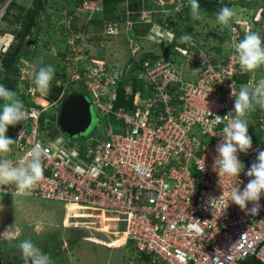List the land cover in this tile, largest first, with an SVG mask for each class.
Returning <instances> with one entry per match:
<instances>
[{
  "label": "built area",
  "instance_id": "obj_1",
  "mask_svg": "<svg viewBox=\"0 0 264 264\" xmlns=\"http://www.w3.org/2000/svg\"><path fill=\"white\" fill-rule=\"evenodd\" d=\"M237 15L224 56L216 58L193 39L174 47L180 56L198 63L195 80L183 79L172 58H145L136 75L147 93L141 97L136 90L128 109L113 104L121 71L107 72L103 61L93 59L79 67L76 77L83 79L91 106L96 105L104 117L103 136L72 138L52 133L43 141L39 117L44 107L23 103L29 118L9 126L6 136L16 143L8 155L20 162L36 143L48 151L42 158L43 179L29 196L60 201L84 215H91L86 210L114 215V221L122 224L124 243L157 264H241L247 257L264 264V195L257 215L242 211L229 201L237 178L219 176L214 166L223 128L235 117L232 91L238 94L242 86L264 78L243 71L233 52L241 34L256 24L264 41V6L249 18ZM245 74L247 80H240ZM22 79L27 81L25 76ZM109 88L112 96L105 94ZM21 91L31 92L28 95L35 103L33 97L43 95L34 82ZM257 113L260 134L252 138L247 154L238 153L244 164L241 190L250 179L245 172L264 150V109ZM57 147L68 155L59 154ZM73 150L77 157H71ZM203 161L205 170L200 171ZM193 223L202 234L189 230Z\"/></svg>",
  "mask_w": 264,
  "mask_h": 264
},
{
  "label": "rangeland",
  "instance_id": "obj_2",
  "mask_svg": "<svg viewBox=\"0 0 264 264\" xmlns=\"http://www.w3.org/2000/svg\"><path fill=\"white\" fill-rule=\"evenodd\" d=\"M78 1L43 0L37 25L34 21L30 29L33 37L36 34L38 41L33 43L34 46L25 47L28 57L22 54L19 58V72H24L22 76L27 78V84L33 82L29 80H34V73L39 67L52 65L55 68V76L51 83L63 87L60 96L67 94L68 90H83V79L76 77L79 67L85 66L92 59L101 60L107 72L118 70L124 73L128 67L144 60L140 59L144 52L162 53L161 41L174 35V32L169 33L167 27L189 34L193 42L204 51L216 55L215 49L221 48V55L216 56L220 58L230 49L229 41L225 42L228 38L222 41L226 28L216 19V14L225 3L229 2L228 6L236 9L237 14L248 12V18L253 12H257L259 5L264 6V0H247L249 3L244 2L247 6L233 1L230 3V0H217L219 3H215L209 11L200 6L205 18L198 21L192 19L190 6L183 8V1L188 0H135L139 2L136 6L130 4L131 0H117L108 4L110 11L105 14L100 0ZM32 4L33 0H0L1 54L17 42L13 30L21 26L23 17ZM96 13L100 14V17H97ZM105 15L117 16V19L102 25L95 23L96 19L100 20L101 16ZM142 18L150 19L151 25L146 27ZM157 19L164 22L170 19L168 22L172 25L156 24L153 21ZM184 19L187 20V27L182 22ZM134 26L141 30L140 35L132 31ZM171 62L183 79L197 78L196 61L177 56ZM255 73L264 76V66ZM2 76L1 71L0 78ZM22 76L18 75L19 81L16 83L24 82ZM136 77L140 81L137 75ZM141 85L142 88H139V85L130 80L124 86L125 95L133 96L135 88L139 90L141 97L145 96L146 86L143 83ZM24 87L22 83L20 89L23 90ZM30 91L33 93L32 87ZM31 92L28 94L31 95ZM42 94H37L34 98L37 104L44 107L43 116L55 118L62 102L61 98L49 102L46 93ZM105 94L112 96V88ZM91 111L92 124L81 135L83 138L92 134H104V117L96 105L91 106ZM247 121L252 126L256 125L257 119L253 111L249 113ZM55 131L58 132L57 127L48 123L41 129L40 137L47 141V137ZM5 158L18 165L15 159L8 156ZM13 186L15 185H0V205H3L0 209V234L7 230L9 237H15L16 230L19 229L20 235L18 238H5L0 235L1 264H24L18 245L25 239L31 240L47 253L52 259V264H129L130 261H135L133 256L137 252L132 245L124 243V238L121 237V222L110 221L114 215L90 210L86 211L91 215H84L76 209H66L63 203L57 200L13 196Z\"/></svg>",
  "mask_w": 264,
  "mask_h": 264
},
{
  "label": "clouds",
  "instance_id": "obj_3",
  "mask_svg": "<svg viewBox=\"0 0 264 264\" xmlns=\"http://www.w3.org/2000/svg\"><path fill=\"white\" fill-rule=\"evenodd\" d=\"M188 3L192 19L202 21L205 18V14L201 11L199 0H188ZM252 14L254 15L255 12ZM236 15V9L224 6L217 13L216 19L224 28L234 31V29H231V22ZM228 37L226 36V38ZM179 40L181 43H190L192 37L185 33L180 36ZM233 52L235 60L245 72H255L264 66V41H262L259 32L249 30L242 40L234 43ZM54 76V66L46 65L39 67L34 73L33 82L36 90L47 95ZM83 90L85 91L84 86ZM87 94L85 95L89 98ZM231 94L235 97V117L223 128L222 141L216 147L218 156L215 158L214 166L219 176L223 175L237 178L235 186L234 184L232 185L229 201L239 206L242 211L251 215H257L261 208L259 201L261 196L264 195V150L258 152L256 161L245 172V175L250 179L242 190L239 187V183H242L239 181V175L241 172H244V164L238 158V153L247 154L252 149V138L248 134L247 117L250 112L255 111L257 106L264 109V78L259 79L254 84L242 86L238 94H234L233 91ZM31 98L30 101L36 106L38 105V108H43L37 102L32 101ZM0 101H2L0 103V185L3 187L15 185L13 186L15 192L12 195L26 197L31 195V192L43 179L44 166L42 158L48 155V151L41 144L36 143L28 151L27 157L24 160L20 162L16 161L18 165H14L11 160L5 158L6 156L11 158L8 154L12 151L11 145L16 143V140L6 136L9 126H15L18 123L24 122L29 117L23 101L19 99L17 93L6 88L3 84H0ZM58 112L56 114V120L53 121L58 132L55 131L52 133L57 136L80 137L82 134L69 136L61 131L57 124ZM216 118L218 120L221 119L219 116ZM57 152L64 156L68 155L64 149L59 147H57ZM77 156L78 152L73 150L71 157ZM198 169L200 171L205 170L204 161L201 162ZM249 203L252 205L250 208L248 207ZM2 208L3 205H0V209ZM188 228L191 231L202 234V230L197 223L190 224ZM0 235H3L5 238H18L20 230H16L15 237H9L7 230ZM18 247L21 251L24 264H52L51 257L47 253H44L31 240L25 239L21 241Z\"/></svg>",
  "mask_w": 264,
  "mask_h": 264
},
{
  "label": "trees",
  "instance_id": "obj_4",
  "mask_svg": "<svg viewBox=\"0 0 264 264\" xmlns=\"http://www.w3.org/2000/svg\"><path fill=\"white\" fill-rule=\"evenodd\" d=\"M115 1H117V0H100L101 4L103 5L102 9H103L104 14L107 13L108 11H110V9L108 8V6H109L108 4L111 2H115ZM231 1L236 2L238 4H242L244 6H247L246 3H244L247 0H243L242 2L240 0L239 1L238 0H230V3H231ZM78 2H80V0ZM199 2L201 3L200 6H203L204 8L208 9L207 11H209L210 7H213L215 5V3H219V2H217V0H199ZM247 2L249 3V1H247ZM183 3H184L183 8L187 9L189 6L188 1H183ZM130 4L136 6V5H139V2L135 1V0H131ZM11 5H13V3ZM228 5H229V2H226L225 6H228ZM42 7H43V0H33L32 6L30 8H28L27 12L25 13V16L23 17L24 20L22 21V23L20 22L21 26H19V28L15 29V30H13L15 32L14 36L16 37L17 42L15 44H11L9 46V48L3 52V54L0 53V64L2 65V70H0V73L2 71V74H3L2 78H0V84H3L6 88L16 92L19 99H21L23 101V103L32 104V105L34 103L30 101V96L28 94H26L24 91H21V89H20V85L22 83L25 86L28 85L27 81L21 82V84H18L16 82L19 81L17 79H18V75H19V67H20L19 58H20V56L23 54L25 57H28V52L24 50L25 47L27 48L28 46H31V45L34 46V44L38 41V39L36 38L37 37L36 34H35V37H33V35H32L33 33H31L32 30H30V29H31V26L34 25V21L36 23L35 25H37V21L40 18L39 15L42 11ZM96 16L100 17V14L96 13ZM244 16H248V12L240 14V17H244ZM101 17L102 18H100V20L96 19L95 23L102 25V24H106L109 22H113L117 19V16L114 17L111 15H105V16H101ZM166 20L167 21L164 22L163 20L160 21L159 19H157V20H154L153 22H155L156 24L164 25V26L172 25L171 22H168L170 19H166ZM186 21L184 19L182 22H183L184 26L186 25V27H187ZM10 22L12 23L11 20H10ZM142 22L145 24L146 27H149L151 25L150 19L146 20V19L142 18ZM167 29H171L174 32V37L170 41H165V40L161 41L162 44L160 47L162 48V53H155L152 51H146L141 55V57H140L141 60L148 58V57L155 59V58H158L160 55H165L166 57H169L172 59H174V57L177 58V56H180L179 52H177L174 47L177 44L182 45V46L186 45V43H181L179 40L180 36L182 34H184L185 32L179 31L178 29L173 30L172 27L171 28L167 27ZM132 31L138 35L141 34L140 33L141 30L136 28V26H134L132 28ZM252 31L253 32H259L261 38L263 37V33L259 29L258 24L253 26ZM229 34H230L229 29L226 28V32H224L223 36H222V41L223 40L225 41L226 36H229ZM244 35H245V33L241 34L240 40H242L244 38ZM225 42H228V39ZM198 47H200V46L198 45ZM191 50H192V48H191ZM215 50H216V55L214 54L215 57L220 56L221 55L220 54L221 48L220 49L217 48ZM61 55H62V53H61ZM139 66H140V63L137 62V64L135 66L128 68L124 73L121 74L120 80H119L117 87H116L115 100L113 102L115 107H118L121 105L125 106L127 109L132 107V104H131L132 95L129 97L125 95L124 86L131 80L135 84L139 85L138 86L139 88H142V85H141L142 82L139 81L136 77V69H139ZM242 78H243V81H246L247 75L245 74L244 76H242L240 78V80ZM53 85H52V83H50V89L47 92V100L49 102L56 101V99L58 97L61 98V101H63L64 98H66L69 94H72L74 92H83V93L87 94V92H85L84 90L77 89V90H72V91L68 90L67 94H62L60 96V94H61L60 92L63 89V87L61 85H57V86H55V85L53 86ZM135 90H137V89L134 88V91ZM0 103H2V101H0ZM37 107H39V106L37 105ZM259 110H260V108L256 107L255 111H253L256 118L258 115L257 112ZM43 115H44V113H41V116L39 118L40 129L44 128V126L47 125L48 123H53V121L56 120V116H55V118H51V117L46 118ZM49 127H51V126H49ZM248 134L251 136V138H257L259 136L260 131L257 127V123L255 126H252L248 122ZM135 251L137 252V254L134 255L135 257L133 256V260H135V261H130L129 264H157V263H154L152 261V258H150L148 255L141 253L137 250H135ZM241 264H258V261L255 260L253 257H247L245 260H243L241 262Z\"/></svg>",
  "mask_w": 264,
  "mask_h": 264
},
{
  "label": "water",
  "instance_id": "obj_5",
  "mask_svg": "<svg viewBox=\"0 0 264 264\" xmlns=\"http://www.w3.org/2000/svg\"><path fill=\"white\" fill-rule=\"evenodd\" d=\"M57 124L69 136L85 133L92 124L91 102L87 96L82 92L69 94L60 105Z\"/></svg>",
  "mask_w": 264,
  "mask_h": 264
},
{
  "label": "bare ground",
  "instance_id": "obj_6",
  "mask_svg": "<svg viewBox=\"0 0 264 264\" xmlns=\"http://www.w3.org/2000/svg\"><path fill=\"white\" fill-rule=\"evenodd\" d=\"M107 218H110V217H107ZM113 219V218H112ZM110 221H114V219L113 220H110Z\"/></svg>",
  "mask_w": 264,
  "mask_h": 264
},
{
  "label": "crops",
  "instance_id": "obj_7",
  "mask_svg": "<svg viewBox=\"0 0 264 264\" xmlns=\"http://www.w3.org/2000/svg\"><path fill=\"white\" fill-rule=\"evenodd\" d=\"M105 218V217H104Z\"/></svg>",
  "mask_w": 264,
  "mask_h": 264
}]
</instances>
